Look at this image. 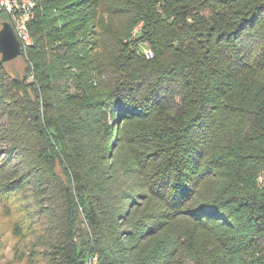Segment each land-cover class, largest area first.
<instances>
[{
    "label": "trees",
    "instance_id": "trees-1",
    "mask_svg": "<svg viewBox=\"0 0 264 264\" xmlns=\"http://www.w3.org/2000/svg\"><path fill=\"white\" fill-rule=\"evenodd\" d=\"M35 2L0 103L60 264H264V0Z\"/></svg>",
    "mask_w": 264,
    "mask_h": 264
},
{
    "label": "rangeland",
    "instance_id": "rangeland-1",
    "mask_svg": "<svg viewBox=\"0 0 264 264\" xmlns=\"http://www.w3.org/2000/svg\"><path fill=\"white\" fill-rule=\"evenodd\" d=\"M3 64L13 78L24 76L22 54ZM10 121L9 109L0 103V264H60L64 219L53 196L35 187V177L24 165L14 136L8 135ZM77 218V227L91 235L85 218L81 214Z\"/></svg>",
    "mask_w": 264,
    "mask_h": 264
},
{
    "label": "water",
    "instance_id": "water-1",
    "mask_svg": "<svg viewBox=\"0 0 264 264\" xmlns=\"http://www.w3.org/2000/svg\"><path fill=\"white\" fill-rule=\"evenodd\" d=\"M0 63L10 61L22 54L21 42L11 22L4 21L0 29Z\"/></svg>",
    "mask_w": 264,
    "mask_h": 264
},
{
    "label": "built area",
    "instance_id": "built-area-1",
    "mask_svg": "<svg viewBox=\"0 0 264 264\" xmlns=\"http://www.w3.org/2000/svg\"><path fill=\"white\" fill-rule=\"evenodd\" d=\"M25 11V8H17L15 4V0H0V14L1 12H5L9 14L11 18V24L14 27V30L17 34L18 39L20 40L23 46H30L27 43V39L25 34L22 32V27L20 23V14ZM146 55H152L153 53L150 48L145 49Z\"/></svg>",
    "mask_w": 264,
    "mask_h": 264
},
{
    "label": "bare ground",
    "instance_id": "bare-ground-1",
    "mask_svg": "<svg viewBox=\"0 0 264 264\" xmlns=\"http://www.w3.org/2000/svg\"><path fill=\"white\" fill-rule=\"evenodd\" d=\"M17 8H25V11L20 14V23L22 32L25 34L27 43H32V37L29 30V22L34 17L36 2L35 0H15ZM139 28L135 29V33ZM148 58L152 55H146Z\"/></svg>",
    "mask_w": 264,
    "mask_h": 264
}]
</instances>
